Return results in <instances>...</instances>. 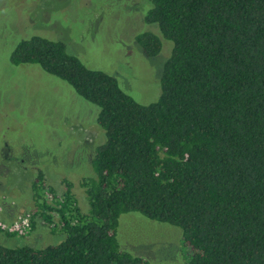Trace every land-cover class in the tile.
<instances>
[{
	"label": "trees",
	"instance_id": "16d2710c",
	"mask_svg": "<svg viewBox=\"0 0 264 264\" xmlns=\"http://www.w3.org/2000/svg\"><path fill=\"white\" fill-rule=\"evenodd\" d=\"M147 1L144 22L157 32L134 41L150 58L169 46L149 105L60 41L33 36L14 47L13 65L38 66L97 108L104 142L80 183L88 214L69 182L58 196L39 173L32 217L63 239L0 245V264H148L120 249L127 213L180 229L189 264H264V0Z\"/></svg>",
	"mask_w": 264,
	"mask_h": 264
},
{
	"label": "rangeland",
	"instance_id": "374dc122",
	"mask_svg": "<svg viewBox=\"0 0 264 264\" xmlns=\"http://www.w3.org/2000/svg\"><path fill=\"white\" fill-rule=\"evenodd\" d=\"M149 8L147 0H0V245L39 249L61 242L62 235L32 217L39 212L33 184L41 173L43 183L61 196L69 182L78 206L88 214L80 183L92 176L94 150L104 142L95 123L97 108L38 66L13 65L14 47L33 36L60 41L85 67L114 77L125 94L149 105L160 94L169 55L166 43L150 58L134 41L140 32H157L144 22ZM39 197L51 203L46 192ZM31 217L32 231L8 236L25 218L30 226ZM180 235V229L139 213L118 220L120 249L148 264H189Z\"/></svg>",
	"mask_w": 264,
	"mask_h": 264
},
{
	"label": "built area",
	"instance_id": "2783aa9c",
	"mask_svg": "<svg viewBox=\"0 0 264 264\" xmlns=\"http://www.w3.org/2000/svg\"><path fill=\"white\" fill-rule=\"evenodd\" d=\"M29 223L28 218H25L21 221L20 224H14L12 228H10V232L16 233L18 235H23L28 231Z\"/></svg>",
	"mask_w": 264,
	"mask_h": 264
}]
</instances>
